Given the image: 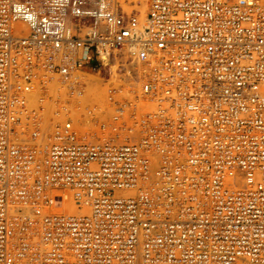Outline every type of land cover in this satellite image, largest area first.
<instances>
[{
	"label": "built area",
	"instance_id": "2783aa9c",
	"mask_svg": "<svg viewBox=\"0 0 264 264\" xmlns=\"http://www.w3.org/2000/svg\"><path fill=\"white\" fill-rule=\"evenodd\" d=\"M120 8L0 0V264H264V0Z\"/></svg>",
	"mask_w": 264,
	"mask_h": 264
},
{
	"label": "rangeland",
	"instance_id": "374dc122",
	"mask_svg": "<svg viewBox=\"0 0 264 264\" xmlns=\"http://www.w3.org/2000/svg\"><path fill=\"white\" fill-rule=\"evenodd\" d=\"M147 1L148 0H145L142 3L141 1H138V0H126V2L123 3L125 6H123V4L119 6L121 7L120 9L123 12V14L127 16L129 15L134 16L138 20V22L144 25L146 15L148 12V8H149V1L148 2ZM120 64L123 66L124 65L126 66V61L123 60L118 63L112 62L111 65L103 69L100 74L89 73L90 75H88L86 78L87 89H86V95L84 98V102L86 104L95 105L99 107L100 110L104 111V114H103L104 118L110 116V112L106 110L107 106L105 104L107 100V92L110 87L119 86L121 84V80L124 78L123 76L124 70L123 68H121ZM102 101L103 103H101ZM50 106H51L50 107L51 109H50V112H48V115L50 117L47 116L49 128L51 126L52 120H54L52 105ZM71 115L73 117H78L79 121H83L82 116H81L82 115L81 111L74 110L71 113ZM56 206L57 207L61 206L60 200L56 201Z\"/></svg>",
	"mask_w": 264,
	"mask_h": 264
},
{
	"label": "bare ground",
	"instance_id": "6f19581e",
	"mask_svg": "<svg viewBox=\"0 0 264 264\" xmlns=\"http://www.w3.org/2000/svg\"><path fill=\"white\" fill-rule=\"evenodd\" d=\"M138 1H141L142 3L145 1V0H138ZM149 1V0H148ZM147 1V2H148ZM126 2V0H119L118 1V5H121V4H123V3H125ZM123 6H125L124 4H123ZM147 6H148V4H147ZM119 81V80H118ZM115 83H117V82H115ZM118 83H120V82H118ZM87 99V98H86ZM101 103H103V101L101 102ZM105 103V102H104ZM106 104V103H105ZM105 106V105H104ZM51 107V106H50ZM50 112V111H49ZM52 113V112H51ZM48 115V114H47ZM48 117H50L49 115H48ZM53 121V120H52Z\"/></svg>",
	"mask_w": 264,
	"mask_h": 264
}]
</instances>
